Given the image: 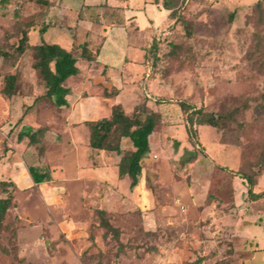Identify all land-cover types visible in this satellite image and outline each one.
<instances>
[{"label": "rangeland", "instance_id": "rangeland-1", "mask_svg": "<svg viewBox=\"0 0 264 264\" xmlns=\"http://www.w3.org/2000/svg\"><path fill=\"white\" fill-rule=\"evenodd\" d=\"M182 2L190 33L175 23L147 49L161 89L150 152L132 189L128 176L118 177L120 155L88 149L87 128L73 137L52 122L61 113L42 96L33 51L13 50L14 9L22 23L41 26L43 5L0 7V45L10 53L0 59V75L17 77L16 93L0 95V197L12 200L0 229V264H264V195L249 198L237 174L258 172L253 190L264 192V0ZM67 25L49 28L43 39L67 45ZM38 37L32 31L30 43ZM77 66L84 69L82 59ZM69 82L74 100L78 87ZM181 103L213 112L246 107L222 128L195 123L194 143ZM39 127L38 142L18 140L21 130ZM122 146L123 153L132 148L127 139ZM28 164L48 166L52 179L26 181L20 170ZM99 208L118 240L99 225Z\"/></svg>", "mask_w": 264, "mask_h": 264}, {"label": "crops", "instance_id": "crops-1", "mask_svg": "<svg viewBox=\"0 0 264 264\" xmlns=\"http://www.w3.org/2000/svg\"><path fill=\"white\" fill-rule=\"evenodd\" d=\"M46 1V4L41 3L44 7L41 26L46 25V30L40 35L41 26L34 20L35 25L28 32L29 43L32 31L37 32L39 37L30 45L45 41L43 36L49 28L68 24L66 27L71 28L69 30L71 40L66 41L67 45L57 44L73 55L77 54L74 55L76 65L80 59L84 65V69L77 66L78 73L63 82V86L69 89L66 95L68 105H52L51 110L61 113V116H56V121L53 119L52 122L70 130L73 137V132L79 128H87L89 144V129L86 122L109 117L114 107L122 108L125 113L131 115L138 104L145 103L156 115L158 108L154 96L160 95L161 85L157 78L150 76L146 54L153 42L152 38L165 35L169 32L168 28L174 24V20L169 16V10L154 0ZM145 33H149V40H146ZM85 42L88 49L95 54L92 61L80 55V45ZM3 76L0 75V78ZM69 79L78 87L74 100L71 99L73 90L70 82L68 83ZM2 82L3 78L0 85ZM33 101L34 99L28 106H32ZM24 115L25 111L21 117ZM155 126L149 135L150 142L151 135L155 134ZM88 149L93 148L89 146ZM118 161L119 158L116 165ZM26 170L27 165L20 173L29 182L31 177L27 170L29 175L27 178Z\"/></svg>", "mask_w": 264, "mask_h": 264}, {"label": "trees", "instance_id": "trees-1", "mask_svg": "<svg viewBox=\"0 0 264 264\" xmlns=\"http://www.w3.org/2000/svg\"><path fill=\"white\" fill-rule=\"evenodd\" d=\"M10 1L12 0H0V7H6ZM34 1L43 4L47 3L46 0ZM154 2H160L165 9L169 10V16L174 20V24L181 23L185 33H190L188 29L190 21L181 12L184 8L182 0H154ZM13 15L20 22L17 28V42L14 44L13 50L19 55L26 49H31L33 51V67L37 69L45 87L42 96L48 98L53 105H68L66 95L69 89L63 86V82L68 77L78 73L76 57L57 43H47L42 40L39 44L30 45L28 32L35 25L34 21L22 23L19 20L21 16L19 8L14 9ZM46 27V25H43L39 28L40 35L44 33ZM80 47L81 57L88 61L95 59V54L88 49L86 42L81 44ZM9 55V50L0 45V59L6 58ZM2 78L3 83L1 84L0 92L6 97H10L17 90L16 75L5 74ZM38 99L39 97H36L33 104ZM180 106L186 114L188 139L194 143H197L195 142L197 141L195 139V123L222 128L228 119L234 120L235 115L246 107L245 105L244 107L236 106L223 112H213L205 111L201 106L195 107L191 104L181 103ZM86 124L89 129V146L93 149L115 152L120 155L117 163L118 176L119 178L128 176L130 179L129 187L131 189L134 188L139 183L143 159L150 152L149 135L155 126V113L145 103L138 104L131 115L125 113L122 108L114 107L109 117L87 121ZM44 132L45 128L43 127H39L33 132H30L29 129L21 130L18 133V140L27 137L28 143L34 144L38 142V137L42 136ZM123 139H127L132 147L124 153L122 146ZM175 143L177 142L175 141ZM27 170L35 185L48 182L52 179L48 166L28 164ZM237 172L247 183V195L249 198L255 200L264 195V192L256 193L253 190V187L257 183L256 176L259 175L258 172ZM11 183L15 185L13 182ZM11 201V196L0 197V229L4 216L11 206ZM96 214L99 219V225L106 232L110 233L114 239L118 240L119 230L111 225L106 211L99 208L96 210ZM119 248H121V244H119ZM186 264H197V262L194 261Z\"/></svg>", "mask_w": 264, "mask_h": 264}]
</instances>
